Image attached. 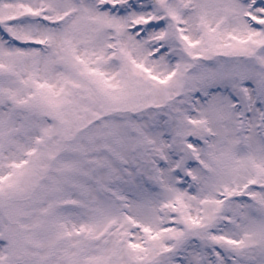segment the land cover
I'll return each instance as SVG.
<instances>
[{
    "label": "snow or ice",
    "instance_id": "1",
    "mask_svg": "<svg viewBox=\"0 0 264 264\" xmlns=\"http://www.w3.org/2000/svg\"><path fill=\"white\" fill-rule=\"evenodd\" d=\"M0 264H264V0H0Z\"/></svg>",
    "mask_w": 264,
    "mask_h": 264
}]
</instances>
